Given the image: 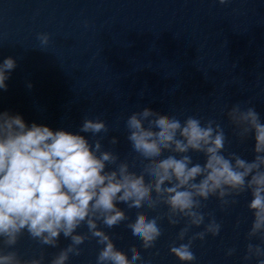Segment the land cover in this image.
Instances as JSON below:
<instances>
[{"label":"clouds","instance_id":"obj_1","mask_svg":"<svg viewBox=\"0 0 264 264\" xmlns=\"http://www.w3.org/2000/svg\"><path fill=\"white\" fill-rule=\"evenodd\" d=\"M217 2L226 5L231 0ZM37 38L42 47L49 44L48 34ZM16 67L12 57L0 62V90H7L6 81ZM226 115L240 142L254 139L251 160L236 152L224 154L228 137L214 119L202 124V117L191 115L182 121L147 107L128 115L127 141L143 161L137 173L127 159L105 149L102 141L109 127L102 119L84 118L80 132L90 134V142L62 129L29 126L19 114L0 111V264H43V252L28 260L19 255L16 246L24 233L41 246L59 248L49 264H68L89 239L101 246L95 264H149L141 249L155 247L164 219L172 227L183 222L176 235L179 243L174 241L169 252L182 264H192L197 259L194 243L220 236L223 228L214 212L203 210L205 202L215 198L226 211L245 193L251 197L247 208L252 219L240 259L242 264H264V123L254 107L242 104L226 106ZM108 142L115 146L119 140L113 136ZM192 153L202 154L204 162L193 163ZM121 204L137 210L134 220ZM162 206L167 211L160 213ZM126 221L140 241L139 248H129L130 256L104 230ZM202 225V231H193ZM82 226L86 233L78 232ZM61 236L69 241L64 247ZM237 253L233 246L225 256Z\"/></svg>","mask_w":264,"mask_h":264}]
</instances>
